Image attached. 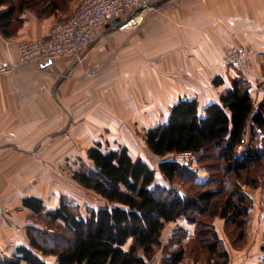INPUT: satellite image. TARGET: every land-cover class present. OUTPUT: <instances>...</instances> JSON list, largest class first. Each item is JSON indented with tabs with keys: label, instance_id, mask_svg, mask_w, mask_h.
<instances>
[{
	"label": "crops",
	"instance_id": "0c3cea01",
	"mask_svg": "<svg viewBox=\"0 0 264 264\" xmlns=\"http://www.w3.org/2000/svg\"><path fill=\"white\" fill-rule=\"evenodd\" d=\"M81 2L75 1L72 11ZM153 5L123 20L125 24L105 26L80 59L60 56L38 68L3 70L18 58L21 41L49 36L63 15L72 11L40 18L27 10L15 34L6 37L0 32V260L13 256L21 245L30 247L28 226L33 211L23 204L25 197L43 198L49 210L60 205L61 194L51 197L60 189L48 185L55 172L54 159L67 158L74 152L71 145H85L90 137L87 151L103 141L105 131L97 111L85 112V104L91 100L83 96L91 90H75L73 82L59 83V76L71 73L83 82L97 79L101 90L95 91L100 94L141 95L143 101L144 96H152L155 113L148 127H153L168 120L180 97L197 98L205 108L232 87L235 75L223 63L227 47L264 49V0H155ZM260 56L264 50L254 53L256 67ZM120 68L127 73L119 74ZM104 70L108 72L100 76ZM217 76L224 79L222 85H215ZM72 95L76 102L84 100L76 108H70ZM141 110L143 113L144 107ZM148 118L143 114L139 119L146 123ZM247 187L245 193L254 198ZM261 187L250 188L256 191ZM251 204L247 244L242 249L234 248L222 235L224 221L218 219L219 232L230 253L229 264H264V224L252 233V219L258 213L264 218V209ZM179 227L187 231V238L194 237L195 224L184 218L168 223L155 260L169 254L164 246ZM47 261L54 264L56 258L48 257ZM183 264L191 262L186 258Z\"/></svg>",
	"mask_w": 264,
	"mask_h": 264
},
{
	"label": "trees",
	"instance_id": "16d2710c",
	"mask_svg": "<svg viewBox=\"0 0 264 264\" xmlns=\"http://www.w3.org/2000/svg\"><path fill=\"white\" fill-rule=\"evenodd\" d=\"M72 1L0 0V32L15 34L27 10L48 18L68 10ZM214 83L222 85L224 79L217 76ZM249 129L252 137L247 141ZM258 132L264 135V101L256 105L248 82L239 75L219 101L205 108L197 98L180 97L168 120L144 135L149 150L161 158L159 170L171 186L158 184L157 170L127 146L109 148L98 142L87 151L89 164L74 168L72 177L103 204L83 214L75 213L64 197L54 210L41 197H25L23 204L35 217L28 226L30 247L19 246L0 264H49L48 257L56 258L54 264H151L163 247L166 225L180 218L195 224V235L183 246L187 231L177 228L164 250L176 241L180 246L165 255L163 264H183L187 257L196 264H229L216 220L223 219L234 248L245 247L252 204L244 187L258 188L263 182L264 144L256 142ZM240 146L246 147L242 153ZM182 152L196 156L210 173L206 180L200 181L189 164L170 158ZM179 181L187 184L188 193L178 191ZM178 233L182 235L173 240Z\"/></svg>",
	"mask_w": 264,
	"mask_h": 264
},
{
	"label": "rangeland",
	"instance_id": "374dc122",
	"mask_svg": "<svg viewBox=\"0 0 264 264\" xmlns=\"http://www.w3.org/2000/svg\"><path fill=\"white\" fill-rule=\"evenodd\" d=\"M75 1L77 0H73L71 2L70 8L68 10H64L65 11L64 13L72 11ZM63 17H67V15L64 14ZM238 46H250V45H238ZM250 47L253 49L254 53L260 52V50H264L261 48H255L257 50L256 51L252 47V45ZM254 53H253V56H254ZM259 58L260 59L258 60L260 61H258V63L256 64L258 66L257 67L255 66L253 70L248 72L246 75L245 73L240 72L239 70L233 67L231 69V66L223 62L224 65H227L230 67L231 74H234L235 76L239 75L240 77H242L244 80L248 82L250 89H252L253 96L255 98V103L257 106L259 105L260 102L264 101V90L261 89V85L264 83V56L262 57L260 56ZM122 65L125 66V64H121V63L119 64V66H122ZM106 72L108 71H105V70L102 71L100 76L102 74H105ZM123 72L127 73L124 70V68H120L118 71L119 74H124ZM256 72L258 75H255ZM60 75L62 76V74ZM63 75L64 76L62 78L60 76L58 77L57 80L59 81V83L68 82L70 84L73 82L71 86L75 90L84 89V88H86L87 90H91V93H87L83 96L84 99L91 100L85 104V108H87L85 109V112L86 114H91L90 112L97 111V117H100L103 129L105 131V133L103 134L102 144L109 148H122L123 146H127L129 148V151L134 157H142L153 168L157 170V181L156 182L158 184L171 186V183L164 178V176L159 170V163L161 162V158L155 156L149 150L144 140L145 139L144 135L147 133L148 129L150 128L148 126L153 121L152 115H154L155 113L151 107L152 105L151 103H153L152 96H144L143 97L144 101H143L141 95H118V94H115L114 91H109V92H106L105 94L104 93L100 94L95 91L96 89L101 87L100 84H97V79L94 80L95 82L92 81L93 79H89L91 81L83 82L82 80L75 79V77L71 73H66V74L63 73ZM100 90L101 88L99 89V91ZM92 99L96 101H93ZM70 100H71L70 108L71 107L76 108L79 106V103L84 101L82 100L81 102H76L77 99L73 95L70 98ZM70 103L68 104L70 105ZM156 104H158V102ZM142 107H144L143 113H141ZM143 114L149 117L147 119L148 122L146 123L145 121L141 123L139 119V118H142ZM89 118L90 120H94L91 117ZM116 120H119L118 121L119 123H117ZM105 121L108 122L107 125L103 123ZM89 122L93 123L94 121H89ZM111 124L114 128H111ZM88 125L92 126L91 124H88ZM88 125L86 128H88ZM78 132L82 133L83 129H79ZM105 134L109 135V137H105ZM257 135L258 136L255 139L256 142L258 143L263 142L264 144V135H262L259 132L257 133ZM251 136H252V130L249 129L246 134V139L250 140ZM89 144H91V137L88 138V140H86L85 145L77 144L76 147H73V145H71V148H72L71 150H73L74 152H71L67 158H64L63 160L54 159L55 172L52 175L53 180H49L50 182H48V185L52 183L54 188L56 187L60 189L59 193L53 192L51 197L55 199V196L57 198L56 194H61L62 198L64 197L67 200V202H69V205L71 206L72 210L75 213L80 212L83 214H87L90 208H98L99 206L103 204L102 200L95 192L83 188L72 177V171L74 168L80 167L82 163L89 164L88 162L90 161L87 158V146H89ZM239 148H240L239 152L242 153L245 151L246 147L240 146ZM170 156H171L170 158L172 157L176 158L177 154L170 155ZM213 162L214 161H212V163ZM187 164H189L193 170L195 171L197 170L198 179L200 181L206 180L209 177L210 173L206 170L205 167L201 166L197 162L196 156L193 158H190L189 163ZM260 177H261V181H263L261 188H259L256 191H252L250 187H247L245 190L249 191V193L254 194V198L251 196L249 197L250 202L253 204L256 203L258 207L262 210L264 209V171L263 173H261ZM175 186L177 187L178 191L181 194L189 192L187 190L188 188L187 184H184L181 181L176 182ZM192 186L194 185L192 184ZM196 189H198V187H195V190ZM49 203H52V202L49 201ZM31 220H32L31 222H35V217L34 216L33 218L31 217ZM263 224H264V218H261V216H259V213H258L257 217H253L252 219V233L257 232L258 231L257 229L258 228L260 229ZM216 225L217 227L219 225L218 219L216 220ZM181 235H182L181 233H178L177 236L175 235L176 237H173V240L178 239ZM222 235L225 236V233L222 232ZM187 242H188V238L186 237L183 239V243H184L183 246H187ZM177 244L178 242L176 241V243L173 244V247H175L174 249L173 248L172 250L166 249V251L164 252L170 253L174 251L176 249ZM187 259H189V262H191V264H196L194 262V259H192L191 257L190 258L187 257ZM152 264H163V257L159 256L157 260L155 259L152 260ZM198 264H205V263L199 262Z\"/></svg>",
	"mask_w": 264,
	"mask_h": 264
},
{
	"label": "built area",
	"instance_id": "2783aa9c",
	"mask_svg": "<svg viewBox=\"0 0 264 264\" xmlns=\"http://www.w3.org/2000/svg\"><path fill=\"white\" fill-rule=\"evenodd\" d=\"M154 2L155 0H82L67 19L52 27L49 36L21 41L18 58L3 70L38 68L60 56L80 59L107 24L118 17L125 20L141 7L153 8ZM224 63L246 75L255 67L253 49L250 46H229L225 49ZM261 89L264 90V83ZM193 157L192 152H182L177 154L176 160L189 163V159Z\"/></svg>",
	"mask_w": 264,
	"mask_h": 264
},
{
	"label": "water",
	"instance_id": "95a60500",
	"mask_svg": "<svg viewBox=\"0 0 264 264\" xmlns=\"http://www.w3.org/2000/svg\"><path fill=\"white\" fill-rule=\"evenodd\" d=\"M144 10V8H139L137 9L132 15H130V19L134 18L135 16H137V14L141 13ZM121 24H125V21L121 20L119 17L115 18L112 22H110L109 24H107L106 26H111V25H118L120 26ZM52 63V60H49L47 62H45L43 65L47 66L49 64Z\"/></svg>",
	"mask_w": 264,
	"mask_h": 264
}]
</instances>
